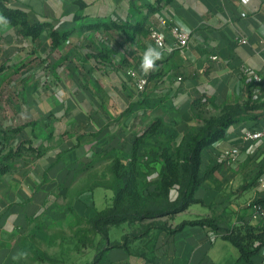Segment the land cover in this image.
<instances>
[{
	"label": "crops",
	"instance_id": "obj_1",
	"mask_svg": "<svg viewBox=\"0 0 264 264\" xmlns=\"http://www.w3.org/2000/svg\"><path fill=\"white\" fill-rule=\"evenodd\" d=\"M2 1L27 12L31 22L47 21L70 34L53 47L49 30L37 42L18 34L17 26L0 22V134L10 137L11 146H50L46 164L25 166L22 172L14 164L0 176L21 175L13 191L17 199L0 200V264H21V257H13L21 253L19 242L34 218H62L68 206L91 218L83 204L92 203L96 212L109 206L102 199L110 188L89 180L87 174L96 170L98 160L109 167L115 158L127 162L146 123L161 118L162 126L195 124L193 102L202 94L219 106L248 96L261 98L264 80L256 82L241 70L251 67L264 76V0ZM112 21L131 26L116 28ZM166 21L191 32L187 48L172 49ZM101 22L109 26L91 27ZM151 26L167 34L166 49H158L151 40ZM149 45L163 58L149 73L147 89L140 92L129 70L141 72ZM254 125L250 119L232 124L225 138L203 150V158L207 154L222 159L224 150L238 146L237 166L243 168L256 158L264 164V141L243 139L244 129ZM253 143L260 149L254 150ZM202 185V202L163 220L175 226L184 219L206 217L198 207L207 208L218 193L212 189L213 179ZM62 188L70 191L63 193ZM63 200L72 202L66 207ZM209 233L206 225H186L174 234L153 228L129 244L130 253L123 247L110 248L102 264H236L238 247L221 236L210 241ZM254 259L264 264V247Z\"/></svg>",
	"mask_w": 264,
	"mask_h": 264
},
{
	"label": "trees",
	"instance_id": "obj_2",
	"mask_svg": "<svg viewBox=\"0 0 264 264\" xmlns=\"http://www.w3.org/2000/svg\"><path fill=\"white\" fill-rule=\"evenodd\" d=\"M0 10L6 22L17 26L18 34L30 36L34 41L39 42L46 29L49 30L52 38V46L58 47L70 34L69 31L55 29L52 23L47 21L31 22L27 12L12 8L2 0H0ZM91 25V27L105 26V28L109 26L106 22ZM111 25L124 30L131 26L128 22L119 21H112ZM0 70H2L1 67ZM202 99H208L207 95L202 94L195 98L193 109L198 110L202 106ZM254 118H264V103L255 102L248 96L245 100L226 103L219 117L205 118L204 124L185 141L183 150L176 151L170 141H164L154 146L152 150L142 152L141 144L146 134L155 133L163 125L161 118L155 119L142 134L136 136L132 156L127 162L120 158L112 161L109 167L111 180L102 183L114 192L111 204L98 210L91 218H85L76 213L80 222L86 220L90 225L88 228L79 229L85 233L81 238L84 245L88 244L86 233L94 232L95 235H100L109 241L111 227L124 222L137 221L142 226V230L124 234L122 242H108L109 245L97 252L92 261L85 264H102L107 251L112 247H123L130 253L129 244L148 234L153 228L174 234L186 225H206L216 231L222 229L221 237L230 240L240 251L236 264H259L254 257L264 247V222L260 224L245 222L239 226L234 225L223 229L214 223V219L207 216L184 219L175 226L168 221H160L163 217H174L192 204L203 201L197 198L195 193L204 181L212 177L216 169L214 166L202 171L203 150L225 138L232 124ZM9 139L6 133L0 134V176L13 168L15 160L23 153L25 146L24 142L16 147L11 146ZM31 149L41 150L39 147ZM152 184L156 185L154 189L150 188ZM257 202L264 206V198H260ZM21 253L30 254L24 243L21 245ZM34 255H32L34 260L47 261L50 258L42 251L35 252Z\"/></svg>",
	"mask_w": 264,
	"mask_h": 264
},
{
	"label": "rangeland",
	"instance_id": "obj_3",
	"mask_svg": "<svg viewBox=\"0 0 264 264\" xmlns=\"http://www.w3.org/2000/svg\"><path fill=\"white\" fill-rule=\"evenodd\" d=\"M259 90L261 98H254L253 101L264 103V99H262L264 96V86ZM3 91L7 93L6 88H4ZM249 97L251 98V96ZM145 98L147 97H144V99ZM202 100V106L198 110L193 109L192 107L195 124L192 125L185 122L175 125H164L155 133L146 134L141 144V149L144 152L150 151L154 146H157L164 141H170L174 150H183L185 141L204 124L205 118L219 117L223 112L224 105L219 106L216 102H211L209 98ZM250 120L255 123L254 126L256 127L264 124V118H254ZM148 124L149 123H146L144 125V130L150 125ZM40 138L35 142L36 146L39 144L41 140ZM17 145L18 143H15L14 147ZM29 145L32 146L30 143ZM260 146L261 145L258 143L251 144V147L254 150L260 149ZM32 147L34 148V146ZM32 147H24V150L22 151L23 153L17 158V162H14L20 172L24 170L25 166H36L42 163L46 164L47 160L50 159V157L47 156L50 152V146L43 147L44 149L37 151L36 149H31ZM237 163L238 161L228 162L225 158L211 159L207 154L204 155L201 163L203 172L216 166L210 179H213L214 181L216 188L212 189H217L218 197L214 199L217 201H214L207 208H198H201L202 213L205 212L203 216L214 219V223L223 229L234 225L239 226L245 222H251L254 210L253 204L260 198H264V186L262 181L264 179V164L259 158H256L253 162L250 161L243 168L237 166ZM95 167L96 170L92 168L94 171L87 174L88 179L90 180L94 178L100 183L110 182L111 174L108 164L104 163L103 160H98V164H96ZM20 176L21 175L18 174H12L10 177L6 176L0 179V200L17 199L13 191H16V189L19 188V185H16L15 180ZM155 187V184L150 186L151 189H154ZM205 189V185H201L196 191L195 196L203 200L202 195ZM61 190L63 193L70 191L64 188ZM108 190L109 191L105 193L102 199L105 200L106 205L111 204L113 196V191L110 189ZM99 192L100 191H98L96 196L98 200H101L102 195ZM71 202L72 200H63L66 207L70 205ZM96 208L97 207H94L92 203H90V205L83 204L82 206L83 212L90 214V217L96 215ZM67 209L68 213L65 215L63 214L64 216L62 218H48L41 215L32 220L30 227L22 237L23 240L21 239L19 242V246L21 247L22 243H24L27 252L30 253L21 258V264H85L92 261L97 252L109 245L108 242H122L124 234L139 232L142 230V226L137 221L124 222L112 227L109 234V241L100 235H95L94 232L86 233L88 244L84 245L81 238L85 233L82 230L79 231V229L88 228L90 225L86 220L80 222L76 214L77 212L72 210L71 207L69 208L68 206ZM193 213L198 215L200 211H193ZM163 218H161L160 221H164L165 219L163 220ZM208 228L209 232L211 231V234L209 233L210 241H213L217 236H221L223 232L222 229L214 232L211 227L208 226ZM91 242H93V244ZM38 251L47 253L50 258H48L47 261L34 260V253Z\"/></svg>",
	"mask_w": 264,
	"mask_h": 264
},
{
	"label": "built area",
	"instance_id": "obj_4",
	"mask_svg": "<svg viewBox=\"0 0 264 264\" xmlns=\"http://www.w3.org/2000/svg\"><path fill=\"white\" fill-rule=\"evenodd\" d=\"M163 22L165 23V21ZM166 23H168L169 25L170 35L174 42L172 49L183 50L187 48L191 41V32L184 26L174 21H169V22L166 21ZM150 38L158 49L163 50L167 48V42H168L167 34L163 32L161 29H159L157 26H151ZM241 41L243 43H246L247 38L242 37ZM241 72L244 75L251 76L252 79L256 82H262L264 80L263 74L261 72H257L251 67L245 66L242 68ZM129 74L134 79L135 86L140 92H143L147 89V86L149 83V76H148L149 74L144 75L142 72L137 71L135 69H130ZM243 139L248 142L264 141V124L258 127L245 128L243 131ZM239 154H240V148L238 146H232L224 150V158L228 162H235ZM262 181H263V186H264V179ZM253 208L254 210H253V215L251 217L250 223L252 222H254V224L263 223L264 222V206L256 201L253 204Z\"/></svg>",
	"mask_w": 264,
	"mask_h": 264
},
{
	"label": "clouds",
	"instance_id": "obj_5",
	"mask_svg": "<svg viewBox=\"0 0 264 264\" xmlns=\"http://www.w3.org/2000/svg\"><path fill=\"white\" fill-rule=\"evenodd\" d=\"M4 18L0 17V22H3ZM163 58V53L159 51L156 47H152L149 45L144 51L141 62H140V70L144 75H148L149 73L157 70V61ZM26 253H19L17 256H14L13 259H17L21 256H25Z\"/></svg>",
	"mask_w": 264,
	"mask_h": 264
}]
</instances>
